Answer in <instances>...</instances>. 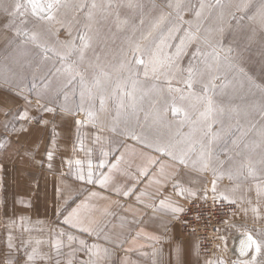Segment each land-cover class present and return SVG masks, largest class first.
I'll return each instance as SVG.
<instances>
[{
    "label": "crops",
    "instance_id": "crops-1",
    "mask_svg": "<svg viewBox=\"0 0 264 264\" xmlns=\"http://www.w3.org/2000/svg\"><path fill=\"white\" fill-rule=\"evenodd\" d=\"M146 10L142 8L135 18L113 19L110 28L100 36L89 34L92 40L97 39L93 54L110 59L103 64L106 71L128 73L126 68H120L121 62L125 57L128 60L132 57L134 42L144 46L142 38L158 24ZM124 21L127 23H122ZM58 25L63 26L64 21L60 20ZM168 26L163 37H168L169 30H173L168 43L174 46L181 28ZM170 52H175V48L165 47L161 58ZM144 59L147 62L149 57L144 56ZM87 65L91 69L90 63ZM88 68L86 70L90 71ZM137 72L139 84L161 86L171 82L172 76L153 73L151 64L139 67ZM35 85L33 89V82L24 86L17 85L16 81L0 80V143L6 141V146L0 148V264H8L9 260L11 264H26V253H31L34 248L38 257L30 264H67L69 254L81 247L80 240L89 246H99L100 264H212V258L201 253L197 238L185 233L180 221L183 211L173 213L160 204L164 200L185 209L188 204L203 200L205 190L207 195H215L235 207L231 239L245 232L256 236L264 230V167L258 169L251 163L255 175H249L248 162L226 161L222 155L224 151L214 155L210 143L206 144L212 154L207 169L200 170L199 164L192 167L191 162L187 167L179 165L178 161L155 150L162 145L157 140L161 126L128 129L123 116L117 118V110L113 112L110 108L99 115L94 113L91 118L85 115L80 119L76 109L66 103L63 84L60 88L57 82H51L48 88L43 87V82ZM108 105H111L110 101ZM45 107L53 111H44ZM24 110H27L29 120L13 119ZM5 122L8 123L7 131ZM13 126L15 132L11 130ZM114 127L116 131H113ZM21 128L24 130L20 131ZM130 130L143 136L145 142L133 139ZM191 130L188 128L185 133ZM205 131L209 137L211 131ZM198 133L204 137L203 132L197 130L196 135ZM149 143L152 148L147 147ZM49 152L52 153L51 160L48 159ZM104 152L110 154L104 157ZM121 156L107 187L76 178L79 167L76 160L82 162L85 171L91 160L94 172H108L107 166L103 169L95 166L102 159L108 164L116 163V158ZM151 160L158 163L150 164ZM143 167L148 168L146 176L140 175ZM213 180L217 189L215 194L212 192ZM177 181L183 188L195 191L196 196L179 194L173 187ZM133 185L129 196L113 190L114 187L126 190ZM221 193L229 200H224ZM78 205L81 207L66 223L65 217ZM253 208L257 212H253ZM85 227L90 232L82 231ZM69 234L76 237L71 243L68 242ZM58 240L62 243L59 255L55 247ZM233 257L234 264L250 260L252 250L243 258ZM71 259L72 264H81L90 259V254L75 251ZM257 261L258 264L264 262V255L257 256Z\"/></svg>",
    "mask_w": 264,
    "mask_h": 264
},
{
    "label": "rangeland",
    "instance_id": "rangeland-1",
    "mask_svg": "<svg viewBox=\"0 0 264 264\" xmlns=\"http://www.w3.org/2000/svg\"><path fill=\"white\" fill-rule=\"evenodd\" d=\"M19 2L23 4L27 0H19ZM46 2L47 0H38V3L41 4ZM241 2L242 0H223L224 7L221 8L216 6L215 0H181L183 7L177 11L175 7H167L168 3L175 4L176 0H62V6L56 13L55 20L48 22L33 15L30 7L24 17L13 15L17 0H0V28L2 29V33H0V80L16 81L17 85L24 86L30 82L39 84L43 82L42 77L61 67L57 54L59 56L67 54L70 58L66 62L72 64L75 70L84 74L89 81L101 69L111 76L92 104H85V109L91 107L93 113L97 115L109 108L116 112L117 101L111 98L113 89L116 88L117 83L123 85L125 81H128V90L131 91V79L140 80L137 70L143 65H134L135 75L130 79L129 72L111 73L106 71L103 64H107L110 59L93 54L95 53L93 46L96 48L97 39L91 40L90 46L84 49L82 57L79 52L71 51V45L80 47L79 34L89 35L92 33L93 36H100L101 32L110 28L109 24L113 19L135 18L136 13L140 12L142 8L147 9L150 17H153L155 23H158L151 32L153 36L157 37V43H159V37L168 31L169 24L171 27L181 28L177 32L178 39L175 45H178L180 38L189 31L195 32L198 39L187 45L181 62L171 77L170 84L152 86L146 83H137L135 92L137 100L139 101L141 95L145 93L147 95L142 103H138V108L141 109L137 113L139 126L136 121H130L127 122V128L149 126L154 129L158 125L161 126V135L157 136V140L162 145L180 140L189 134L185 133V130L188 128L191 130L192 127L189 122L181 123L183 113L173 116L171 112L173 103L177 107L185 109L191 121H196L199 118V113L206 106V100L196 97L206 96L212 100L218 113L209 121L211 123L210 136L204 138L200 136V133L198 135L195 133L194 138L205 145L210 143L209 145L213 146L214 155L217 153L220 155L224 151L222 155L226 161L235 164L239 159L245 160V163L255 164L258 169L263 170L261 149L258 147L255 149L245 148L244 145H251L253 142L260 143L258 132L262 125L259 109L264 106V15L260 11L261 0H251L248 9L237 12L236 6ZM93 3L96 5L95 8H91ZM201 3L205 5L202 11ZM196 11H201L199 17L196 16ZM89 12L92 14L91 19ZM233 13L236 14L235 17ZM162 15L164 16L163 20L160 19ZM60 20L64 21L63 26L58 25ZM173 23L176 25H172ZM148 26L150 28V25ZM17 27L21 30L38 33L40 43L53 50L49 54V59L37 58L35 45L31 42L23 43V36L17 38L15 31ZM145 28L147 31V26ZM150 43V40H145L144 46H148ZM198 48L202 53H210L213 49L219 53V61L209 60V63L212 64L210 70L205 69L201 55L197 54L194 59L193 53H196ZM142 58L144 59V57ZM129 60H132V57ZM89 63L91 69L88 68L87 64ZM190 64L198 66L202 72L198 82L191 90L195 96H190L187 85L184 83V80L187 79L186 69ZM51 82H57L59 88L62 84L64 85V81L59 79H53ZM223 84H227V87L222 89L220 85ZM212 85L216 87L213 88ZM169 87L181 89L187 98L181 100V94L169 91ZM205 88H207L206 92ZM65 93L68 106L72 109L75 108L80 119H83L86 111H81L77 107L80 104L78 84L67 89L64 87L63 95ZM100 95H103L105 99L103 108L100 106ZM109 101L111 102L110 106L108 105ZM125 103H130V101L125 99ZM145 113L149 114L147 123L144 119ZM157 115H162V118L159 119L160 123L156 119ZM253 124H255V128H252ZM122 128L124 127L122 126ZM217 130L222 132V137L218 141L217 139L213 140L211 135L212 131L215 133ZM242 131L246 135L242 140H239ZM233 140H237L236 145H233ZM197 146L199 147V144ZM232 229L233 227L230 225L223 230L221 244L211 257L212 264H234L235 258L231 250Z\"/></svg>",
    "mask_w": 264,
    "mask_h": 264
},
{
    "label": "snow or ice",
    "instance_id": "snow-or-ice-1",
    "mask_svg": "<svg viewBox=\"0 0 264 264\" xmlns=\"http://www.w3.org/2000/svg\"><path fill=\"white\" fill-rule=\"evenodd\" d=\"M216 6L218 7H224L223 0H215ZM251 0H242L240 4L236 6L237 12L243 11L245 9H248L250 7ZM62 6V0H47L46 3H38V0H27L26 3H20L19 0H17V3L14 6L13 15H18L20 17H24L28 8H31V12L33 15H36L39 19L51 22L55 20L56 13L59 11V8ZM131 6V5H130ZM96 5L93 3L91 5V8H95ZM167 7L173 8L175 7L177 11H179L183 5L181 3V0H176V3H168ZM211 7V5H209ZM205 8V5L203 3L200 4L201 11ZM201 11H196V16L199 17L201 15ZM262 15H264V0H261V9H260ZM235 13H233V16L235 17ZM91 12H89V18L91 19ZM161 20L164 19V16L162 15ZM23 23V21H21ZM122 23H127L126 21ZM119 27V25H118ZM155 27V25H154ZM17 38L23 36L24 40L23 43L31 42L33 45H35L37 51L35 52V56L37 58L47 60L49 59V54L53 51L51 48L43 45L40 43V37L39 34L36 32H28L26 30H21V28L17 27L15 29ZM172 31L169 30L168 37H159V43H156L157 37L153 36L151 32L148 33L147 36H144L142 39L144 40H150L151 43L148 46H142L139 43H136L131 51H132V60H128L125 57V60L121 62L120 68L121 69H127V71L131 76L135 75L133 72V67L139 66V65H145L147 67V64L152 65V72L153 73H161L165 77L172 76L174 74V70L177 69V61L184 55V50L186 49L187 45L191 43L193 40H197L198 37L195 32H186L183 37L180 38V43L178 45H175V52H170L168 54L163 55L161 58V53L163 52V49L165 47L171 48L173 45H170L168 43V40L172 39ZM78 39L80 41V47L77 48L75 45H71V51L72 52H79L81 57L83 56L84 49L88 48L90 46L92 36L87 34H79ZM154 45V48H153ZM230 51V50H229ZM197 54L201 55L203 57V64L205 69H211L212 64L209 63V60L212 61H219L220 56L219 53L216 52L215 49L212 50L210 53H202L200 49H197L196 53H193L194 59L196 58ZM59 60L61 62V67L56 68L55 72H49V74L45 77H42L43 81V87L48 88L51 81L53 79H59L64 81V87L71 88L73 85L78 84L79 92H80V104L77 105L79 110L86 111V115L88 117H93L94 113L91 110V107H89L87 110L85 109V104L91 105L96 96L101 92V90L104 88L107 81L111 79V76L109 73L103 71L101 69L97 74H95L91 81H89L84 74L78 72L75 70L72 64L67 63L66 61L70 58L67 54L64 56H59ZM148 56L149 59L147 62L142 57ZM241 72H243L242 69H240ZM145 75H147V71H145ZM186 75L187 79L184 80V83L187 85V89L189 90L190 96H195L194 92H191L193 89V86L195 83L198 82V78L201 77L202 72L201 69L198 66L189 65V67L186 69ZM138 81L136 79H131V91L128 90V81H125L123 85L120 83H117L116 88L113 89L112 97L117 101V118H120L123 116L124 122H130L132 120L136 121L137 126H139V116L137 115L138 111L141 109L138 108V103H142L145 100L146 93L144 95H141L139 97V101L137 100V97L135 96L136 92V86ZM171 82L169 81V84ZM33 89H35L36 85L33 83ZM213 88H215V85H212ZM220 87L223 89L224 87H227V84L220 85ZM169 91H175L180 93V99L184 100L187 97L183 95V92L181 89L176 88L172 89L169 87ZM207 91V88H205V92ZM197 99H203L206 100V106L204 107V110L199 113V118L196 121H191L190 117L188 115V112L181 108L177 107L175 103H173L171 107V112L173 116L180 115L183 113V120L181 123L189 122L191 124L192 130L189 134L182 137L180 140H177L175 142H169L168 144L157 146L155 150L157 152H163L166 156L170 157L172 161L176 162L178 161L179 165H183L187 167L189 165V162H191L192 167H196L197 164L200 165V170H204L208 168L209 159L211 157V152L208 150L207 146L203 142H199L194 138V134L198 130L203 132L204 138L208 136V131H205V129L210 130L211 123H209L210 119L218 113V109L213 105L212 100L208 97H196ZM27 99V98H25ZM100 106L101 108L104 107L105 99L103 95H100ZM125 99H128L130 103H125ZM65 100H67V94L65 93ZM39 103V101H37ZM44 111H53L52 108L45 107ZM261 114V128L259 129V136H260V143L256 144L253 142L251 145L245 144V148L255 149L260 148L261 149V155H262V163H264V106H262L260 109ZM162 118V115H157L156 119L159 120ZM14 120H21V121H27L30 118L28 117L27 110L19 111L16 115V117L13 118ZM145 122L147 123L149 119V114L145 113ZM77 123H80V121H77ZM5 130H8V123L5 122ZM255 124L252 125V128H255ZM13 132L16 131L15 127L13 126L11 129ZM24 129L21 128L20 131H23ZM113 131H116V128H113ZM129 135L132 136L133 139L140 141L141 143H144V137L138 136L134 133V131H129ZM212 139L216 140L220 138V133H212ZM246 135L245 132H241V136L238 138L239 140L243 139V136ZM233 145L237 144V140L232 141ZM199 144V150L197 149V145ZM6 146L5 143H0V148ZM147 147L152 148V144H147ZM110 153L104 152L103 156L107 157ZM195 157V159H193ZM52 153H48V159L51 160ZM122 159L121 157L116 158V163L108 164L106 160L102 159L100 160L99 164H97L95 167L97 169H103L106 166L108 167V172L99 171L94 172L93 171V165L91 160H88L87 162V171L81 166L82 162L80 160H76L75 164L78 167L77 172L75 173L76 178L81 181H85L89 184H98L101 187H107L110 180L112 179V172L113 170L118 169L119 161ZM72 163L71 161L69 162ZM158 161L151 160L150 164H156ZM51 165H49L50 167ZM248 173L249 175H255V170L251 166V163L248 166ZM148 174V168L143 167L140 169V175L146 176ZM214 175H216L214 170ZM222 174V173H221ZM230 178H231V174ZM135 185H133L131 188H127L126 190L121 187H114V191L118 194H121L123 196H129ZM174 189L178 190L179 194H187L190 197H195L196 192L192 191L191 189H185L183 188L180 183L177 181L173 185ZM217 191L215 180H213V187L212 192L215 194ZM258 193H259V186H258ZM90 195H96L95 193H91ZM221 196L224 200H229L228 196L223 195L221 193ZM204 198L207 199V190L204 192ZM216 196L213 195V200L215 201ZM230 203H235V201H229ZM161 207H168L173 213H178L184 211V209L178 205H173L170 202H166L164 200L160 201ZM81 206H77V209H73L72 212L68 214V216L65 217V222L69 223L73 217V215L78 211V209ZM253 212H257V209L253 208ZM76 225H73L75 227ZM84 232H90V229L85 227L82 229ZM61 235H64L62 232ZM76 237L72 236L71 234L68 235V242L71 243ZM153 239H159V237H153ZM79 244L81 245L80 248L74 249L72 253L69 254V259L67 264H72L71 257L74 255L75 251H86L90 254V259L86 262H81V264H100V260L102 257L100 256V248L98 245H87L84 240H80ZM9 249L13 247L11 242V237H9ZM62 246L61 241H57L55 244V247L57 249V255H59V248ZM252 250V258L250 260H242L239 261L238 264H258L257 256L264 255V230H261L258 235L254 236L251 232H245L241 238L239 239V252L241 255L245 254L247 251ZM106 253V250H104ZM177 254H179V250H177ZM27 255V261L26 264H30V262L34 261L38 257V252L34 248L31 253H26ZM41 259L45 257H39ZM8 264H11V261H8ZM211 264V262H209ZM259 264H264V262H259Z\"/></svg>",
    "mask_w": 264,
    "mask_h": 264
},
{
    "label": "built area",
    "instance_id": "built-area-1",
    "mask_svg": "<svg viewBox=\"0 0 264 264\" xmlns=\"http://www.w3.org/2000/svg\"><path fill=\"white\" fill-rule=\"evenodd\" d=\"M235 207L207 195V199L188 204L181 215V224L188 236L197 238L200 251L213 256L221 244L223 230L233 223Z\"/></svg>",
    "mask_w": 264,
    "mask_h": 264
},
{
    "label": "water",
    "instance_id": "water-1",
    "mask_svg": "<svg viewBox=\"0 0 264 264\" xmlns=\"http://www.w3.org/2000/svg\"><path fill=\"white\" fill-rule=\"evenodd\" d=\"M243 234H239L238 236H236L234 239H233V244H232V247H231V250L233 252L234 255H236L238 258H243L245 256H247L248 252L247 251L245 254L241 255L240 252H239V239L241 238Z\"/></svg>",
    "mask_w": 264,
    "mask_h": 264
}]
</instances>
